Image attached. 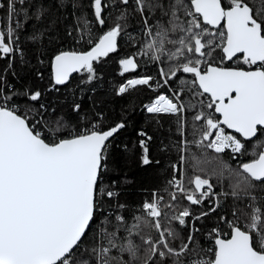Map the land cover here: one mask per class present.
I'll return each instance as SVG.
<instances>
[{
    "label": "snow or ice",
    "instance_id": "snow-or-ice-1",
    "mask_svg": "<svg viewBox=\"0 0 264 264\" xmlns=\"http://www.w3.org/2000/svg\"><path fill=\"white\" fill-rule=\"evenodd\" d=\"M0 264H264V0H0Z\"/></svg>",
    "mask_w": 264,
    "mask_h": 264
},
{
    "label": "trees",
    "instance_id": "trees-1",
    "mask_svg": "<svg viewBox=\"0 0 264 264\" xmlns=\"http://www.w3.org/2000/svg\"><path fill=\"white\" fill-rule=\"evenodd\" d=\"M254 2H256V0H254ZM129 31L133 32V29L130 27ZM133 34L135 35L136 33L133 32ZM137 38L139 39V37H137ZM121 44H122L123 50L125 52L133 50V49L128 47V45L126 43V38L121 41ZM117 59H118L117 57L113 56V58L108 60L103 65L102 69H100L102 71V73H103V76H104V86H103L102 93H103V91L108 90L112 84L118 83V82H120L123 79L119 75L120 69H119L118 63H116ZM230 66L235 67L236 65L235 64H231ZM153 72H154V69L151 68L150 66H146L144 61L141 60L140 67L137 70L136 74H140V75L152 74ZM126 75L130 77L131 75H134V74H126ZM107 98L109 99V101H111L110 104H109V107L113 108L115 111L118 112L119 111V104L116 103L115 101L119 100V98H113L110 95ZM141 98H143V97H141ZM131 138L134 139V137H131ZM197 156H199V153H197ZM225 159H227V157H225ZM217 164H218V161L213 160L210 157L209 158H205L203 156H199V162L197 160H194V159L190 158L188 160L187 164H186V167H187L188 172H189L190 175L194 174V173L195 174H202V173H199V168H203L205 171L211 172V170L213 168H215L217 166ZM233 167H235L234 163H233ZM131 171L132 172H137L138 179L146 178V174L141 172V171H139L136 168H132ZM147 179H148V183L152 184L153 186L156 185L157 178L151 177V178H147ZM223 179H224V183L227 184L228 179H229L227 177V175H225V177ZM130 198L133 199V200L139 199V193L136 192L135 189L130 190Z\"/></svg>",
    "mask_w": 264,
    "mask_h": 264
}]
</instances>
